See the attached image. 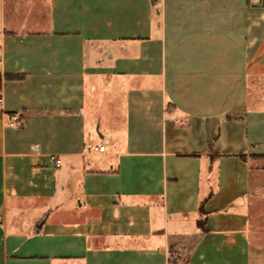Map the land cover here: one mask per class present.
I'll return each instance as SVG.
<instances>
[{
    "label": "crops",
    "instance_id": "1",
    "mask_svg": "<svg viewBox=\"0 0 264 264\" xmlns=\"http://www.w3.org/2000/svg\"><path fill=\"white\" fill-rule=\"evenodd\" d=\"M0 41V264H264V0H0Z\"/></svg>",
    "mask_w": 264,
    "mask_h": 264
},
{
    "label": "built area",
    "instance_id": "2",
    "mask_svg": "<svg viewBox=\"0 0 264 264\" xmlns=\"http://www.w3.org/2000/svg\"><path fill=\"white\" fill-rule=\"evenodd\" d=\"M1 45H2V42L0 41V46ZM1 86H2V78L0 80V89H1ZM0 103H2V95L1 94H0ZM19 121H20L19 115L14 114V115L10 116L8 124L11 125V126H15V125H17L19 123ZM95 149L99 150L100 152H104L105 145H99V146L95 147ZM52 160L54 161V164H55L56 167L60 166V161L55 156H52Z\"/></svg>",
    "mask_w": 264,
    "mask_h": 264
},
{
    "label": "rangeland",
    "instance_id": "3",
    "mask_svg": "<svg viewBox=\"0 0 264 264\" xmlns=\"http://www.w3.org/2000/svg\"><path fill=\"white\" fill-rule=\"evenodd\" d=\"M257 163H254L255 165L259 168L264 167V160H257ZM257 177V176H256ZM256 182H259V184L264 185V175L258 176V180H255ZM264 199V191L263 192H258V194L255 196V199ZM256 209L262 213H264V202L263 203H258L256 206Z\"/></svg>",
    "mask_w": 264,
    "mask_h": 264
},
{
    "label": "trees",
    "instance_id": "4",
    "mask_svg": "<svg viewBox=\"0 0 264 264\" xmlns=\"http://www.w3.org/2000/svg\"><path fill=\"white\" fill-rule=\"evenodd\" d=\"M200 211H201V213L203 214V207L202 206H200Z\"/></svg>",
    "mask_w": 264,
    "mask_h": 264
}]
</instances>
